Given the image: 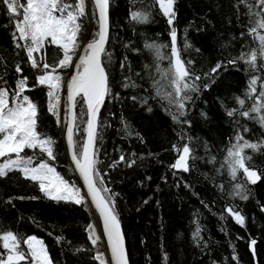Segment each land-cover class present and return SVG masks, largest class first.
<instances>
[{
	"label": "trees",
	"instance_id": "16d2710c",
	"mask_svg": "<svg viewBox=\"0 0 264 264\" xmlns=\"http://www.w3.org/2000/svg\"><path fill=\"white\" fill-rule=\"evenodd\" d=\"M152 5L153 0H135V3L110 0L106 47L112 54L108 64L112 96L100 111V139L96 145L100 161L97 167L103 186L114 194L130 264H264V148L245 150L252 157L251 167L260 175L255 184L247 182L242 172L232 180L227 169L221 168L227 148L235 142L237 119L241 132L243 126L249 129L243 133L246 140L264 141V128L255 121L227 115V110L238 107L235 98L243 97L254 74L243 63L235 66L227 63L241 51L255 47L246 34L250 26L246 8L238 0H176V18L170 26L158 6ZM131 11H146L151 15L148 22L140 23L130 19ZM83 25L80 39L87 37L88 42L97 25L91 19L89 26L87 19ZM171 27L177 30V44L181 49L185 40L191 45L182 51V58L192 60L193 71L201 76L197 81L200 91L191 93L192 101L187 103L186 115L181 118L190 121V126L175 123L162 106L164 102L155 97L154 54L144 47L145 43L152 42L170 45ZM13 31L10 17L0 5V76L10 88L15 87L21 76L28 78L31 90L25 94L38 105L39 131L56 141L54 166L78 183L68 157L63 123L58 125L57 118L49 113L47 88L38 85L36 80L40 72L30 67L22 49L15 48ZM47 52L50 63L61 55L54 46ZM125 57L127 62L121 68ZM218 62L224 66L212 73L211 78L205 77ZM17 63L22 68L21 74L15 71ZM146 64L150 69H145ZM167 64L165 60L161 67ZM70 72L67 80L73 68ZM260 74L264 76V72ZM127 77L137 87L124 88ZM64 91L66 94V87ZM145 98L147 104L143 103ZM65 100L66 95L61 100V121ZM245 106L250 107L251 101H246ZM81 107L78 104V112ZM83 127L81 122V131L76 135L79 143L84 141ZM185 143L195 156L189 162L188 172L171 167L178 158L173 145ZM121 155L125 157L124 162H118ZM37 158L44 157L37 152ZM133 160L135 163L129 167ZM237 183L245 185L248 199L232 194ZM228 207L244 217V225L226 211ZM90 223L96 226V234L100 236L96 246L86 230ZM98 223L90 204L86 209L49 200L37 184L24 179L19 172L0 178V228L11 229L22 237L41 238L53 264H100L95 259L97 253H103L109 262ZM197 226L201 229L199 241L193 239ZM57 237L62 239L58 242ZM252 239L256 240L254 254L250 250ZM233 256L238 260H233Z\"/></svg>",
	"mask_w": 264,
	"mask_h": 264
},
{
	"label": "snow or ice",
	"instance_id": "6c2138e0",
	"mask_svg": "<svg viewBox=\"0 0 264 264\" xmlns=\"http://www.w3.org/2000/svg\"><path fill=\"white\" fill-rule=\"evenodd\" d=\"M175 3L176 0H153L152 6H158L160 12L168 18L170 26L176 18ZM238 4L246 8L250 25L246 34L255 47L241 51L227 63L233 66L243 63L247 66L246 70L254 74L248 80L243 97L235 98L238 107L227 110V115L255 121L264 128V76L260 74L264 72V0H238ZM0 5L6 9L14 26L12 40L15 48L22 49L30 67L40 72L36 77L37 83L47 88L49 113L57 118L58 125L63 123L65 127L69 154L86 191L66 179L54 166L57 159L56 141L39 131L38 105L25 94L31 90L26 76L18 78L14 88L5 86L7 81L0 76V178L19 172L24 179L37 184L39 191L49 200L73 203L86 209L90 203L100 215L111 264H130L115 210L114 194L103 186L104 180L97 167L100 163L96 146L100 139V111L106 99L112 96L108 69L112 54L106 47L109 39L110 0H0ZM150 15L146 11H131L130 19L144 23L148 22ZM89 17L97 25V30L82 46L80 37L83 20ZM244 35L242 32L241 36ZM53 46L61 55L50 63L47 49ZM144 47L154 54L155 75L152 76V87L155 97L164 102L162 106L175 123L190 126V121L181 118L186 115L187 103L192 101L191 93L200 91L197 81L201 80V76L196 75L192 69L193 61L182 58V51L191 45L185 40L181 49L177 44V30L171 27L170 45L152 42L145 43ZM165 60L168 61L167 67H161ZM126 62L127 57L120 67L123 68ZM222 66L218 62L210 73L204 74L205 77L211 78L212 73H216ZM73 67L74 74L65 82L62 71ZM144 67L150 69L147 64ZM15 71L22 73L20 63L16 64ZM65 87L67 96L63 104L64 119L61 121V92ZM123 87L137 85L131 81V77H127ZM207 87L209 85H204V88ZM132 99L136 100L137 97ZM246 101H251L250 107L245 106ZM143 103L147 104V98L143 99ZM78 104L82 105L79 112ZM81 122L84 124L82 130L85 139L79 143L76 135L81 131ZM236 123L238 130L235 142L227 148L221 168L227 169L232 180H236L242 172L247 182L255 184L260 175L251 167L252 157L245 150L259 151L264 148V141L252 143L246 140L243 133L249 129L243 126L241 132L238 119ZM128 128L125 124V129ZM26 150L33 154L27 155ZM173 150L178 153V158L171 167L178 171H190L189 162L195 159L190 145H173ZM37 152L44 158L38 159ZM124 161L125 157L121 155L118 162ZM134 163L133 160L128 166ZM220 188L223 189V185ZM232 194L242 200L248 199L247 188L240 183L234 185ZM8 203H11V199ZM226 211L237 223L244 225L245 219L238 211L232 207ZM86 230L91 243L96 246L100 240L96 226L90 223ZM200 233L201 229L197 226L193 239L199 241ZM61 239L57 237L58 242ZM255 243L253 240L252 245ZM95 259L100 264H109L103 253H97ZM232 259L238 260V257L233 256ZM0 264H53V260L43 240L36 236L22 237L11 229L0 228Z\"/></svg>",
	"mask_w": 264,
	"mask_h": 264
},
{
	"label": "water",
	"instance_id": "95a60500",
	"mask_svg": "<svg viewBox=\"0 0 264 264\" xmlns=\"http://www.w3.org/2000/svg\"><path fill=\"white\" fill-rule=\"evenodd\" d=\"M109 24H110V6H109ZM109 33H110V29H109ZM86 43H87V42H86ZM80 54H81V53H80ZM75 62H76V61H75ZM75 62H74V63H75ZM74 72H75V68L73 67L72 75L74 74ZM72 75H71V76H72ZM70 78H71V77H70ZM66 96H67V89H66ZM84 139H85V134H84ZM64 140H65V143H66V146H67L66 135H65V127H64ZM67 151H68V157H69V160H70L71 165L73 166V169H74V172H75V176L77 177L79 183L81 184V186H82V188H83V191H86V189L84 188V182H83L82 178L80 177L78 171L75 169V165L73 164V161H72L71 156H70V154H69L68 146H67ZM89 204H90V203H89ZM90 206H91L92 210L95 211L96 216H97V219H98V221H99L98 225H99V228H100L101 233H102V236H103V239H102V240L104 241V243H105V245H106L107 253H108V259H109V262H110V264H111V254H110V250H109V248H108L107 238H106V236H105L104 233H103V225H102V221H101L100 215H99L98 211H97V210H96L91 204H90ZM119 221H120V220H119ZM120 226H121V231H122L123 236H124L125 247H126V249H127L126 238H125V234H124V232H123V228H122L121 222H120ZM253 240H255V239L250 240V250H251V252L254 254V253H255V246L252 245V241H253ZM255 241H256V240H255ZM253 249H254V250H253ZM127 253H128V249H127ZM128 256H129V253H128ZM129 261H130V258H129Z\"/></svg>",
	"mask_w": 264,
	"mask_h": 264
},
{
	"label": "rangeland",
	"instance_id": "374dc122",
	"mask_svg": "<svg viewBox=\"0 0 264 264\" xmlns=\"http://www.w3.org/2000/svg\"><path fill=\"white\" fill-rule=\"evenodd\" d=\"M89 23H90V17L87 19V24H88V26H89ZM88 32H89V30H87V34H88ZM87 36V35H86ZM81 40V42H82V46H83V44L84 43H86L87 42V37H84V39H80ZM77 55H79V53H77ZM74 62H75V60H74ZM72 68H67V71L66 72H62V75H63V77H64V80H65V82H66V80L68 79V77L70 76V74H71V72H70V70H71ZM61 95L62 96H64V95H66L65 94V91H64V89L62 90V92H61ZM62 96H61V100H62ZM61 105H62V102H61ZM85 134V133H84ZM26 154L27 155H31V153H30V151H26ZM72 170H73V172H74V169H73V166H72ZM58 171V170H57ZM74 174H75V172H74ZM61 175H63L62 173H61ZM64 176V175H63ZM65 177V176H64ZM66 179H68V180H70L69 178H67V177H65ZM71 181V180H70ZM71 182H73V181H71ZM74 183V182H73ZM78 187H80L81 189H82V191H83V188H82V186H81V184L78 182H76L75 183ZM30 236H36V235H30ZM37 237V236H36ZM38 239H41V238H39V237H37Z\"/></svg>",
	"mask_w": 264,
	"mask_h": 264
}]
</instances>
